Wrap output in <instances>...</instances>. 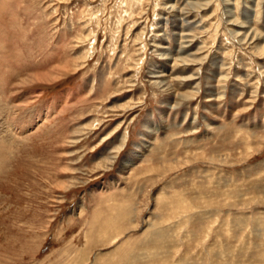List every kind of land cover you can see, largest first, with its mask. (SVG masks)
I'll use <instances>...</instances> for the list:
<instances>
[{"label":"rangeland","instance_id":"374dc122","mask_svg":"<svg viewBox=\"0 0 264 264\" xmlns=\"http://www.w3.org/2000/svg\"><path fill=\"white\" fill-rule=\"evenodd\" d=\"M0 264H264V0H0Z\"/></svg>","mask_w":264,"mask_h":264},{"label":"bare ground","instance_id":"6f19581e","mask_svg":"<svg viewBox=\"0 0 264 264\" xmlns=\"http://www.w3.org/2000/svg\"><path fill=\"white\" fill-rule=\"evenodd\" d=\"M0 153H3V149H2V147H0Z\"/></svg>","mask_w":264,"mask_h":264}]
</instances>
